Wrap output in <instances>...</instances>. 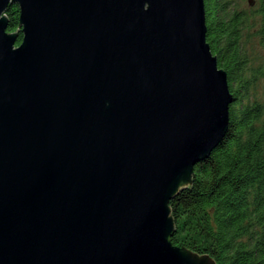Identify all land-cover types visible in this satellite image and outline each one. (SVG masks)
I'll list each match as a JSON object with an SVG mask.
<instances>
[{
  "label": "water",
  "instance_id": "95a60500",
  "mask_svg": "<svg viewBox=\"0 0 264 264\" xmlns=\"http://www.w3.org/2000/svg\"><path fill=\"white\" fill-rule=\"evenodd\" d=\"M206 35L204 0H0V264H215L170 242L229 126Z\"/></svg>",
  "mask_w": 264,
  "mask_h": 264
},
{
  "label": "trees",
  "instance_id": "16d2710c",
  "mask_svg": "<svg viewBox=\"0 0 264 264\" xmlns=\"http://www.w3.org/2000/svg\"><path fill=\"white\" fill-rule=\"evenodd\" d=\"M204 4L207 42L233 102L224 139L170 202V242L215 264H264V58L250 54L253 39L264 50V0H252L249 12L236 0ZM6 16L7 31H18L19 6Z\"/></svg>",
  "mask_w": 264,
  "mask_h": 264
},
{
  "label": "rangeland",
  "instance_id": "374dc122",
  "mask_svg": "<svg viewBox=\"0 0 264 264\" xmlns=\"http://www.w3.org/2000/svg\"><path fill=\"white\" fill-rule=\"evenodd\" d=\"M252 0H236L239 7L241 9L250 11L251 8H253V5H251ZM254 4V3H253ZM250 54L256 61H261L264 58V50L259 46L258 40L253 39L252 44L250 46Z\"/></svg>",
  "mask_w": 264,
  "mask_h": 264
}]
</instances>
